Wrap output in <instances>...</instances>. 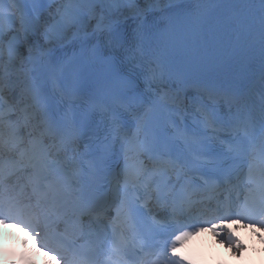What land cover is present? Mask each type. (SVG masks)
Segmentation results:
<instances>
[{
	"label": "snow or ice",
	"instance_id": "snow-or-ice-1",
	"mask_svg": "<svg viewBox=\"0 0 264 264\" xmlns=\"http://www.w3.org/2000/svg\"><path fill=\"white\" fill-rule=\"evenodd\" d=\"M204 2L0 0V224L64 264L142 261L138 240L186 264L178 247L212 213L243 252L227 222L264 228V89L258 113L210 87L189 112L184 85L215 70L198 50ZM230 2L217 24L264 49V0ZM216 188L229 195L193 214Z\"/></svg>",
	"mask_w": 264,
	"mask_h": 264
},
{
	"label": "bare ground",
	"instance_id": "bare-ground-1",
	"mask_svg": "<svg viewBox=\"0 0 264 264\" xmlns=\"http://www.w3.org/2000/svg\"><path fill=\"white\" fill-rule=\"evenodd\" d=\"M230 4V0L204 2L203 7L210 24L197 39L201 49L209 46L207 58L215 70L210 78L193 80L184 85L186 91L182 95L186 97L185 103L190 88L206 86L209 80L221 83L222 91L235 99L241 88L249 93L256 89L257 94L264 89V49L261 47L258 31L251 35H237L223 23L217 24V21L224 20L220 13L227 10ZM231 48L234 53L228 56L226 51ZM216 49L219 50L218 53ZM261 80L263 82L259 84Z\"/></svg>",
	"mask_w": 264,
	"mask_h": 264
}]
</instances>
